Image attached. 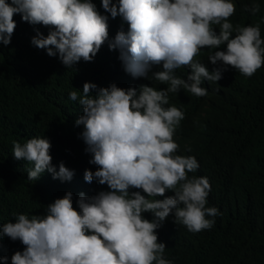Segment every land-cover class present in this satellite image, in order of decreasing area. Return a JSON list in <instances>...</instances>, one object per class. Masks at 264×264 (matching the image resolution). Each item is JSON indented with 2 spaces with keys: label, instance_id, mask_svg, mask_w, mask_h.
I'll return each mask as SVG.
<instances>
[{
  "label": "clouds",
  "instance_id": "1",
  "mask_svg": "<svg viewBox=\"0 0 264 264\" xmlns=\"http://www.w3.org/2000/svg\"><path fill=\"white\" fill-rule=\"evenodd\" d=\"M102 7L129 26L109 41L110 49H119L127 86L85 82L82 95L70 93L82 106L76 124L92 157L79 174L63 162L56 170L46 137L14 142V158L34 165L29 181L47 170L77 181L81 194L68 191L47 205L46 214H18L14 223L0 225V238L25 246L11 264H173L174 237L211 228L219 214L205 207L212 201L208 178L188 175L199 168L196 158L176 154L174 133L184 113L168 104L207 95L206 81L222 78L219 62L251 77L264 64L260 26L234 27L232 0H102ZM17 13L50 29L47 35L37 29L31 43L58 54L66 68L92 61L109 40V17L92 0H0L4 45ZM201 122L195 135H208ZM8 259L0 257L4 264Z\"/></svg>",
  "mask_w": 264,
  "mask_h": 264
},
{
  "label": "trees",
  "instance_id": "2",
  "mask_svg": "<svg viewBox=\"0 0 264 264\" xmlns=\"http://www.w3.org/2000/svg\"><path fill=\"white\" fill-rule=\"evenodd\" d=\"M92 2L109 17V40L90 62L81 60L66 68L58 54L49 56L46 49L35 47L31 40L37 29L45 35L50 29L22 20L19 13L13 17L16 28L10 44L0 42V225L14 223L18 214L29 218L46 214L47 205L68 191L75 197L81 194L77 181L53 178L47 170L29 181L28 170L34 165L14 158V142L46 137L56 170L63 162L79 174L92 157L81 138L83 126L76 124L82 106L69 98L70 93L82 95L85 82L127 86L119 49H110L109 41L129 26L122 17L113 19L106 13L102 0ZM232 2L235 12L229 22L234 27L258 24L264 39V0ZM254 4L259 5L255 14ZM214 28L219 33V27ZM219 50H226V43ZM219 68L222 78L206 81L207 95L191 94V99L168 104L184 113L174 133L179 145L176 154L196 158L199 168L188 175L208 178L212 201L205 207L219 212L211 217V228L174 237L169 248L175 254L171 255L175 260L170 259L173 264H264V64L251 77L222 62ZM201 120L208 124V135H195L203 126ZM24 247L19 240L0 238V257L7 256L11 264V256Z\"/></svg>",
  "mask_w": 264,
  "mask_h": 264
}]
</instances>
